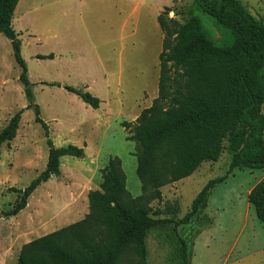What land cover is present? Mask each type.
<instances>
[{
	"label": "rangeland",
	"instance_id": "rangeland-1",
	"mask_svg": "<svg viewBox=\"0 0 264 264\" xmlns=\"http://www.w3.org/2000/svg\"><path fill=\"white\" fill-rule=\"evenodd\" d=\"M28 1L40 6L24 21L21 13ZM240 2L263 16L264 0ZM192 4L193 0H20L13 26L22 42L34 103L49 125L54 145L82 147L85 156L62 158L60 177L39 186L17 216L0 219V264H16L23 245L84 219L89 214L84 194L100 190L102 169L112 157L121 159L132 196L142 194L137 144L128 140L123 123H134L159 95L164 33L158 15L168 7L165 17L185 24ZM21 73L11 41L0 33V130L23 111L17 138L0 155V213L19 200L20 194L12 189L28 187L48 161L45 129L36 122L34 108H27ZM65 86L90 92L102 104L95 110ZM229 162L226 151L219 161L203 163L190 177L162 188V201L153 205L163 209L178 201L177 218L182 219L202 188L227 173ZM262 171H235L236 179L231 176L228 184L217 187L221 190L216 203L225 211L206 209L205 219L201 216L176 231L172 225L152 230L147 238V264H182L176 252L179 238L189 244L190 264H264V251L250 255L264 245V229L257 230L260 239H254L248 229L233 247L245 210L224 193L245 192ZM73 208H80V214L72 215Z\"/></svg>",
	"mask_w": 264,
	"mask_h": 264
},
{
	"label": "trees",
	"instance_id": "trees-1",
	"mask_svg": "<svg viewBox=\"0 0 264 264\" xmlns=\"http://www.w3.org/2000/svg\"><path fill=\"white\" fill-rule=\"evenodd\" d=\"M19 2L0 0V33L11 41L22 69L27 108H34L36 122L45 129L49 153L45 170L28 187L12 189L20 194L19 200L0 213V219L17 216L39 186L52 176L60 177L62 158H81L85 153L75 145L56 147L49 125L40 117L22 42L13 26ZM169 12L167 7L158 16L164 33L159 95L134 123H123L128 140L137 144L142 194L132 196L121 159L110 158L102 169L100 190L88 195L89 214L23 245L16 264H147L152 230L172 225L176 231L191 224L208 208L214 190L235 171L264 170V17H254L240 0H193L185 24L167 19ZM65 89L93 109L102 103L90 92ZM22 114L16 113L0 130V155L16 139ZM226 151L227 173L202 188L182 219L177 218L178 201L163 209L153 205L162 201V188L190 177L205 162L219 161ZM248 199L264 222V179ZM188 251L187 241L179 238L176 252L182 264L191 262Z\"/></svg>",
	"mask_w": 264,
	"mask_h": 264
},
{
	"label": "crops",
	"instance_id": "crops-1",
	"mask_svg": "<svg viewBox=\"0 0 264 264\" xmlns=\"http://www.w3.org/2000/svg\"><path fill=\"white\" fill-rule=\"evenodd\" d=\"M40 5H29V1H28V5L24 6V10L22 11L21 13V16L23 17L24 21L27 19L28 16H30L32 14V12L37 8L39 7ZM159 16V15H158ZM263 17H264V14H263ZM124 49V48H122ZM101 99V98H100ZM102 101V100H101ZM102 104V103H101ZM96 110V109H95ZM47 123V122H46ZM48 124V123H47ZM17 138V137H16ZM79 147V146H78ZM82 148V147H80ZM84 149V148H83ZM93 155V154H92ZM84 156H85V153H84ZM255 171V170H254ZM232 176V177H231ZM230 177L231 179H236V177L238 175H236V173L234 172V174H232ZM53 178V177H52ZM264 179V170L262 171V174L260 175V179L257 180L254 184H252L247 190H245V192L241 193V191H238L237 189H233V190H230V191H225L224 193H226L225 196H228V198L232 199V198H235L237 199V203H241L244 207V210H245V216L241 218L239 224L237 225L238 226V230H239V235L237 236V238L235 239L234 241V244H233V247L235 248L238 244H240V241H241V237L244 236L246 234V231L249 229L252 231L251 235L254 239L258 238L260 239L261 235L259 234V232H257V230L260 228V229H264V222L262 223H258L257 220V216L255 217L253 215V209H252V205L250 204L249 202V194L251 192V190L261 181ZM230 179H228L226 182H224L223 184H221L220 186H225V184H228L227 182H229ZM47 183V182H46ZM99 190V189H97ZM217 190H221V187L220 188H216L214 190V193L212 194L210 200H209V203H208V208H207V212L212 208L214 211H217L220 213L221 209L222 211H225L224 207L223 206H218L219 203H216L219 196H217ZM91 191V190H90ZM90 191L87 192V194H84V202L86 204V210H88V205H89V198H88V195L90 193ZM223 192V191H222ZM76 197L73 198V200H75ZM242 199V200H240ZM219 207V208H218ZM81 210L80 208H73V211H72V215L76 213V215L80 214ZM89 213V212H88ZM253 216L256 220L253 219ZM259 220V219H258ZM260 221V220H259ZM261 222V221H260ZM263 224V225H262ZM208 234H212L211 230H208ZM207 231H204L202 236L206 233ZM249 235V233H247ZM200 236V235H199ZM198 236V237H199ZM197 237V240L195 243L198 244V240H200L199 238ZM196 247V245L194 246V248ZM208 248V246H207ZM233 248V249H234ZM213 253H216L215 250H211ZM264 251V245H258V247L255 248V250L253 252H250V255H255L259 252H263ZM213 255V254H211ZM193 263V262H192Z\"/></svg>",
	"mask_w": 264,
	"mask_h": 264
},
{
	"label": "water",
	"instance_id": "water-1",
	"mask_svg": "<svg viewBox=\"0 0 264 264\" xmlns=\"http://www.w3.org/2000/svg\"><path fill=\"white\" fill-rule=\"evenodd\" d=\"M248 10L250 11V13H251L254 17H256V18H258V19L261 18L260 15H259L255 10H253L252 8H248ZM82 157H84V154H83ZM52 177L55 178V176H52Z\"/></svg>",
	"mask_w": 264,
	"mask_h": 264
}]
</instances>
